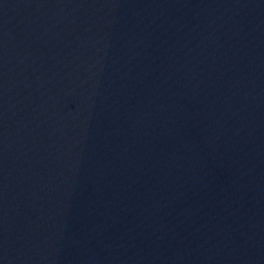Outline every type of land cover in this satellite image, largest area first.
<instances>
[{
  "label": "water",
  "instance_id": "1",
  "mask_svg": "<svg viewBox=\"0 0 264 264\" xmlns=\"http://www.w3.org/2000/svg\"><path fill=\"white\" fill-rule=\"evenodd\" d=\"M0 264H264V0H0Z\"/></svg>",
  "mask_w": 264,
  "mask_h": 264
}]
</instances>
